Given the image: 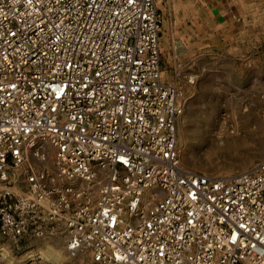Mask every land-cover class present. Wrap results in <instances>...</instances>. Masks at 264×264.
Masks as SVG:
<instances>
[{
    "label": "built area",
    "instance_id": "2783aa9c",
    "mask_svg": "<svg viewBox=\"0 0 264 264\" xmlns=\"http://www.w3.org/2000/svg\"><path fill=\"white\" fill-rule=\"evenodd\" d=\"M161 22L157 0H0V236L61 229L91 264H264V159L181 164Z\"/></svg>",
    "mask_w": 264,
    "mask_h": 264
},
{
    "label": "rangeland",
    "instance_id": "374dc122",
    "mask_svg": "<svg viewBox=\"0 0 264 264\" xmlns=\"http://www.w3.org/2000/svg\"><path fill=\"white\" fill-rule=\"evenodd\" d=\"M157 6L163 78L177 86L184 106L177 122L181 164L211 175L248 170L264 159V0H252L246 11L252 25L241 34L251 41L221 31L207 0H157ZM236 126L253 132L247 144L228 142ZM45 160L37 165L53 171V148ZM18 172L15 192L25 184V167ZM60 232L18 241L0 236V264H91L87 254L68 255Z\"/></svg>",
    "mask_w": 264,
    "mask_h": 264
},
{
    "label": "crops",
    "instance_id": "0c3cea01",
    "mask_svg": "<svg viewBox=\"0 0 264 264\" xmlns=\"http://www.w3.org/2000/svg\"><path fill=\"white\" fill-rule=\"evenodd\" d=\"M251 3L252 0H207L211 20L225 34L242 35V41H251V35L241 34L242 27L252 25L246 15Z\"/></svg>",
    "mask_w": 264,
    "mask_h": 264
},
{
    "label": "bare ground",
    "instance_id": "6f19581e",
    "mask_svg": "<svg viewBox=\"0 0 264 264\" xmlns=\"http://www.w3.org/2000/svg\"><path fill=\"white\" fill-rule=\"evenodd\" d=\"M247 125V124H246ZM250 127V126H249ZM252 128V127H251ZM239 129H238V126H236L235 130L229 132L227 134V138H229V141L228 142H231V143H237V144H247L253 134V132L248 129L247 127H245V129H243V131L240 133V132H237ZM237 132V133H236ZM251 146V145H249ZM44 163H47V161L45 160ZM41 256L45 259H49V256L47 257L46 255L44 254H41ZM51 258V257H50ZM52 259V258H51ZM55 264V263H54ZM59 264V263H58Z\"/></svg>",
    "mask_w": 264,
    "mask_h": 264
}]
</instances>
